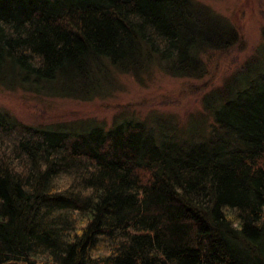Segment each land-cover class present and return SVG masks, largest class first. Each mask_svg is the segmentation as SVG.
I'll return each instance as SVG.
<instances>
[{
    "label": "trees",
    "instance_id": "16d2710c",
    "mask_svg": "<svg viewBox=\"0 0 264 264\" xmlns=\"http://www.w3.org/2000/svg\"><path fill=\"white\" fill-rule=\"evenodd\" d=\"M200 1L0 0V87L86 101L153 67L200 79L240 42ZM224 83L189 136L124 110L82 132L0 112V264H264V71Z\"/></svg>",
    "mask_w": 264,
    "mask_h": 264
},
{
    "label": "rangeland",
    "instance_id": "374dc122",
    "mask_svg": "<svg viewBox=\"0 0 264 264\" xmlns=\"http://www.w3.org/2000/svg\"><path fill=\"white\" fill-rule=\"evenodd\" d=\"M200 2L231 23L240 38L234 48L224 53L202 56L204 77H171L153 67L139 81L121 75L113 89L86 101L56 98L51 92L38 96L0 87V112L27 125H58L70 132H82L99 123L108 127L112 118L124 110L163 120L164 126H183L179 132L187 130L184 136L193 135L207 123L209 116L202 113L203 105L216 104L214 96L202 101L206 93L225 81L234 91L241 89L264 71V0Z\"/></svg>",
    "mask_w": 264,
    "mask_h": 264
}]
</instances>
